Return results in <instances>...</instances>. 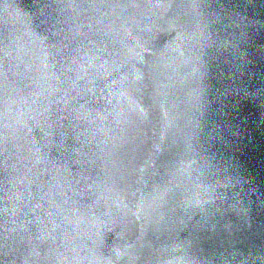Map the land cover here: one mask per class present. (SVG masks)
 I'll use <instances>...</instances> for the list:
<instances>
[{"label":"water","instance_id":"95a60500","mask_svg":"<svg viewBox=\"0 0 264 264\" xmlns=\"http://www.w3.org/2000/svg\"><path fill=\"white\" fill-rule=\"evenodd\" d=\"M0 264H264V0H0Z\"/></svg>","mask_w":264,"mask_h":264}]
</instances>
